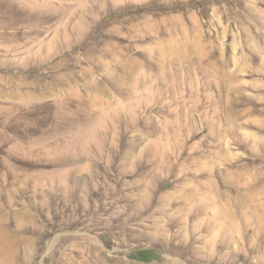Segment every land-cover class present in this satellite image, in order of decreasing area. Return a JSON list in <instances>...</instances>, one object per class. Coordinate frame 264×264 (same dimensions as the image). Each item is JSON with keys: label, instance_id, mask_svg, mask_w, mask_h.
<instances>
[{"label": "rangeland", "instance_id": "374dc122", "mask_svg": "<svg viewBox=\"0 0 264 264\" xmlns=\"http://www.w3.org/2000/svg\"><path fill=\"white\" fill-rule=\"evenodd\" d=\"M0 264H264V0H0Z\"/></svg>", "mask_w": 264, "mask_h": 264}, {"label": "bare ground", "instance_id": "6f19581e", "mask_svg": "<svg viewBox=\"0 0 264 264\" xmlns=\"http://www.w3.org/2000/svg\"><path fill=\"white\" fill-rule=\"evenodd\" d=\"M229 183V185L232 187L231 188V191H236L237 190V186H236V184L233 182V181H229L228 182ZM237 185L238 186H240V185H242L241 183H237ZM214 190H216V189H214ZM229 196V195H228ZM248 197V195L246 196V198ZM251 199V198H250ZM208 202V201H207ZM205 204V203H204ZM226 239V238H225Z\"/></svg>", "mask_w": 264, "mask_h": 264}]
</instances>
